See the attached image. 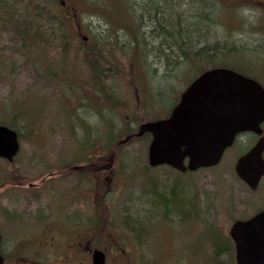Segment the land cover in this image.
<instances>
[{"label": "rangeland", "instance_id": "obj_1", "mask_svg": "<svg viewBox=\"0 0 264 264\" xmlns=\"http://www.w3.org/2000/svg\"><path fill=\"white\" fill-rule=\"evenodd\" d=\"M60 1L0 0V120L15 125L20 137L14 160L0 157V224L9 239L7 264H90L88 247L104 249L107 264H214L217 240L227 246L218 263L233 264L235 247L229 234L233 221L264 208V177L252 190L234 167L255 137L242 133L218 165L184 174L168 166L147 167V135L108 147L101 136L96 143L92 133L100 134L109 116L135 127V133L142 122L164 117L174 98L170 90L156 88L150 93L154 101L145 96L147 91L133 75L137 68L122 49L129 35L107 27V15L120 23L118 12L107 9L109 0H66L62 7ZM210 1L219 8L210 40L235 46L227 63L243 60L232 56L236 50H254L257 56L244 60L243 67L264 82V2ZM35 7H42V12L29 17ZM68 12L77 15L73 24L62 16L66 23L60 25L57 13ZM25 22L29 32L22 28ZM98 41L103 42L107 60L105 90L120 105L109 112L79 107L70 113L83 103L75 92L95 98L89 88L92 57L85 55ZM54 71L64 74L62 86L53 80ZM153 80L154 86H161V81ZM177 83L186 82L181 78ZM84 123L95 126L86 144L83 135L90 126ZM81 163L89 166L75 171L73 166ZM33 182L37 186L31 187ZM181 192L184 204L179 215L165 204ZM58 218L68 238L75 229L81 234L80 251L71 261H64V252L71 253L65 249L70 247L64 236L61 247L37 243L48 220ZM12 233L15 236L10 237ZM28 238L36 240L35 251L32 261L23 263L15 250H9L18 239ZM58 248L64 249L62 255L56 253Z\"/></svg>", "mask_w": 264, "mask_h": 264}, {"label": "water", "instance_id": "obj_2", "mask_svg": "<svg viewBox=\"0 0 264 264\" xmlns=\"http://www.w3.org/2000/svg\"><path fill=\"white\" fill-rule=\"evenodd\" d=\"M263 122V84L232 68L218 66L194 78L168 116L141 123L134 135L151 133L150 166L167 164L185 172L215 166L239 133L253 131L260 137L237 158L235 171L255 190L264 176ZM132 136L127 135L119 144ZM19 150L18 132L0 124V157L12 161ZM229 232L235 242L237 264H264V209L249 218L236 219ZM0 264H4L1 249ZM91 264H106L102 249L93 250Z\"/></svg>", "mask_w": 264, "mask_h": 264}, {"label": "trees", "instance_id": "obj_3", "mask_svg": "<svg viewBox=\"0 0 264 264\" xmlns=\"http://www.w3.org/2000/svg\"><path fill=\"white\" fill-rule=\"evenodd\" d=\"M109 1V7L107 9L113 8L114 12H118L120 23L117 20L109 18L106 14L107 16L104 17L107 18L106 24L109 25L107 27L113 29L118 34L123 33L129 35V40L124 43L122 49L126 55L129 54L134 67L137 68V70L133 72V75H136L137 79L139 78V81H141V87L145 88L143 92H145V90L147 91L145 96L148 99L154 101L150 94L152 89H160L161 92L164 93L170 90L172 92V98H174V103L172 104V106H174L179 99V92L187 82H190L191 79L196 77L201 71L213 66L233 68L243 74L258 79L264 85V82L258 75L252 73V70L243 67L244 60L248 62L257 56L254 50L249 52L243 50L237 52L236 50V54L232 56L243 57V60L238 61V58H236V62L227 63V58L230 57L233 52L232 49H235V46L227 48L222 46L219 42L210 40L212 25L217 22L215 13L219 10L210 0ZM258 1L264 2V0ZM62 2L64 4L67 3L66 0H61L60 7L63 5ZM114 7L116 8L115 10ZM42 10V7L33 8L31 11L32 15H29V17H36ZM104 12L106 13V11H103V13ZM57 14L61 18L59 21L60 25L66 23L62 16H65L72 24V18H76L77 16L75 13L67 15L63 13ZM29 17L26 16L27 19H29ZM27 21L29 22V20ZM68 25L69 24H67V27ZM261 27L263 26L261 25ZM22 28L24 31L29 32L27 22L24 23ZM34 37L31 36L30 39L33 41ZM101 43L103 42H96L95 46L88 50L85 55L86 58L92 57L90 64L93 69L89 80V88L92 93H95V95H93L95 98L86 93L77 94L75 92V95H80L79 98L83 100V103L81 106L79 105L72 110L69 109L70 113L77 111L79 107L84 109L89 108L99 112L104 108V111L107 110V112H109L110 110H117V106L120 105L119 100H112V95L105 90V80L107 79L105 71L107 68H104L105 66L103 63L107 62V60L105 56L102 55L103 49L101 48ZM91 52H94L93 56ZM39 57L40 59L38 60H42L44 55H40ZM65 62L67 61L65 60ZM159 67L162 68L161 71ZM54 73L55 77L53 80H58V83L61 85L63 83L62 76L64 74L61 71L59 74L55 71ZM181 78L186 83H180L178 86V79ZM153 79L161 81V86H154L153 83L155 80ZM78 92L82 93L79 90ZM105 103H108L107 108H105ZM16 111L21 114L19 108H16ZM2 122L3 121L0 120V124H7L13 128L15 126L12 123ZM84 125L88 124L84 123ZM88 126L90 127H85L86 132H84L83 135L84 139H86L84 141L85 144L91 138V127H95L94 125ZM135 130V127L128 124H119L117 121H113V118L109 116L103 123L101 133L94 132L92 135L94 136L93 138H95L94 140L97 141L96 143L104 138L106 143L105 147H108L114 145L122 136L130 134ZM101 136H103V138L100 139ZM166 190L170 191L171 188L166 187ZM183 196V192L179 193V196H171L170 201L165 205L170 211L180 215L181 207L184 204L182 200ZM214 249V258L218 260L214 264H220L218 263L220 260L219 257L227 252V246L225 242L217 240L214 242ZM233 264L236 263L234 262Z\"/></svg>", "mask_w": 264, "mask_h": 264}, {"label": "flooded vegetation", "instance_id": "obj_4", "mask_svg": "<svg viewBox=\"0 0 264 264\" xmlns=\"http://www.w3.org/2000/svg\"><path fill=\"white\" fill-rule=\"evenodd\" d=\"M87 165L89 166V163L88 164L87 163L75 164L73 166V169L75 171L79 172V171L85 169V167H87ZM49 176H50V174H49ZM107 178H109V177H107ZM37 184L38 183L33 182V183H30V186L34 187V186H37ZM45 227H46L45 233L40 238L37 239V243H40L44 248H45V246H48L49 244L55 245V248L61 247L62 246L61 238L64 236L65 241L67 240L66 245L70 247V248L65 247V249L71 250V253H65L64 249H62V248L56 249L55 250L56 253L58 255H62L64 252V256H65L64 261H71L73 259V257H76L78 255V252L80 251V247L82 245V239L79 240L78 236H80L81 234H77L78 233L77 229H75L74 235L72 237L68 238V234L66 233L65 224L62 223L60 218H58L57 220H48ZM0 233L2 236L1 251H2L4 258H5L4 264H7L8 263V257H7V254L5 253V250H6V240L8 238L6 237V234H5V226H3L1 224H0ZM12 236H15V234L12 233L10 237H12ZM10 240H12V238ZM17 242H18L17 244H16V242L11 244V248L9 251L15 250V255L20 256L22 258L23 263H29L30 261H32L30 256H32L34 254V251H35L34 246L36 244V240L34 238H32V239L28 238L27 240H24L22 242L20 239H18ZM24 242L26 244V248H22V246L24 245ZM19 246H20V248H19ZM88 249L90 252L92 251V249H90V247H88ZM72 255H74V256H72ZM73 264H78V263H73ZM88 264H89V262H88Z\"/></svg>", "mask_w": 264, "mask_h": 264}]
</instances>
